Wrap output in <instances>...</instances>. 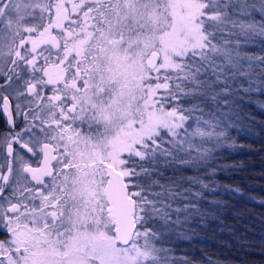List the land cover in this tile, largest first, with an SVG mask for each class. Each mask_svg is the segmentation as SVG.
Returning a JSON list of instances; mask_svg holds the SVG:
<instances>
[{
  "label": "snow or ice",
  "instance_id": "6c2138e0",
  "mask_svg": "<svg viewBox=\"0 0 264 264\" xmlns=\"http://www.w3.org/2000/svg\"><path fill=\"white\" fill-rule=\"evenodd\" d=\"M257 40L264 0H0V264H194L164 245L212 211Z\"/></svg>",
  "mask_w": 264,
  "mask_h": 264
},
{
  "label": "trees",
  "instance_id": "16d2710c",
  "mask_svg": "<svg viewBox=\"0 0 264 264\" xmlns=\"http://www.w3.org/2000/svg\"><path fill=\"white\" fill-rule=\"evenodd\" d=\"M261 47L264 44L259 40L249 45L255 52ZM261 102L264 94H256L241 105L244 116L250 119H243L232 130L233 143L219 149L218 194L211 198L212 211L203 221H197L187 236L182 228L176 227V234L164 245L174 249L175 258L186 257L194 264H241L251 252L242 245L264 240V108Z\"/></svg>",
  "mask_w": 264,
  "mask_h": 264
}]
</instances>
